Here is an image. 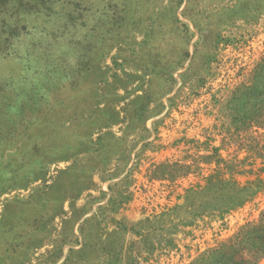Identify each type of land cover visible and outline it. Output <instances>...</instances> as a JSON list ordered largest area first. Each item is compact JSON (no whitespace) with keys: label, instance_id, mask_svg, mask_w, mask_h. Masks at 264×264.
Instances as JSON below:
<instances>
[{"label":"rangeland","instance_id":"374dc122","mask_svg":"<svg viewBox=\"0 0 264 264\" xmlns=\"http://www.w3.org/2000/svg\"><path fill=\"white\" fill-rule=\"evenodd\" d=\"M263 57L264 0H0V264H192L258 223L228 103Z\"/></svg>","mask_w":264,"mask_h":264},{"label":"trees","instance_id":"16d2710c","mask_svg":"<svg viewBox=\"0 0 264 264\" xmlns=\"http://www.w3.org/2000/svg\"><path fill=\"white\" fill-rule=\"evenodd\" d=\"M228 109L236 134L264 129V57L252 71L249 82L233 93ZM216 163L227 166L228 162L218 159ZM263 261L264 212L258 223L248 225L231 240L206 251L192 264H262Z\"/></svg>","mask_w":264,"mask_h":264}]
</instances>
